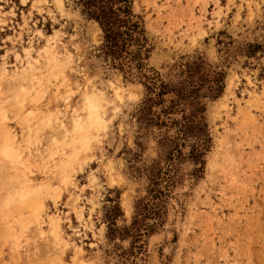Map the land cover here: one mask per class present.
I'll return each instance as SVG.
<instances>
[{
	"label": "rangeland",
	"instance_id": "1",
	"mask_svg": "<svg viewBox=\"0 0 264 264\" xmlns=\"http://www.w3.org/2000/svg\"><path fill=\"white\" fill-rule=\"evenodd\" d=\"M86 1L0 0L21 157L0 152V264H264V0ZM87 94L103 123L65 178ZM23 183L43 190L36 217L6 199Z\"/></svg>",
	"mask_w": 264,
	"mask_h": 264
},
{
	"label": "bare ground",
	"instance_id": "2",
	"mask_svg": "<svg viewBox=\"0 0 264 264\" xmlns=\"http://www.w3.org/2000/svg\"><path fill=\"white\" fill-rule=\"evenodd\" d=\"M59 4H60V6L62 5L61 0H59ZM33 77H35V76H33ZM41 77H42V75H41ZM48 79H49V77H48ZM31 85H32V82H31ZM19 86H20V90H17L15 92V100H16V103L23 104L24 100L26 99V97H27V95L29 93V90H28L27 86L23 83V81L20 83ZM26 90H28V91H26ZM35 95L38 98H39V96H42L40 88H36L35 89ZM101 106H102L101 100L95 94H92V95L91 94H87V95L84 96V108L86 109L85 117L84 116H80L78 118H74L73 128H72V132L73 133H72V139H71V142H70L71 151L67 155V157L65 159L61 160V162H60V167H61L60 169L62 170V173H64V177L65 178L69 177L68 173L70 171H72L73 164L76 163L80 159L82 153H85V152H87L89 150L90 145H91V139L94 136L93 135V129H95L97 127H100L102 125L103 116H102V112H101ZM19 107H20V105H19ZM6 114L7 113L4 110V108L0 109V152L2 153V156H4L10 162L17 163L21 157H20V153L18 151L19 149L15 145L14 137L4 127V124H5L4 120L6 118ZM31 119H32V116H31ZM50 119L52 121V118H47V117L43 118L42 119V124H44V125L48 124L50 122ZM50 124H51V122H50ZM28 126H29V124H28ZM31 128L32 127H30V129ZM69 133L71 134V132H69ZM42 194H43L42 188L37 187L34 184L31 185V184L23 183L14 192H9L7 194L6 199H7L8 202H13V204H15V206H16V208H18V210H22L24 208L30 209L33 212V215L36 217L37 215L40 214V211L42 210V207H43V204H42V201H41V195ZM17 213H18V211H17ZM20 221H21L22 226H24L25 225L24 222H23L24 220L20 219Z\"/></svg>",
	"mask_w": 264,
	"mask_h": 264
},
{
	"label": "trees",
	"instance_id": "3",
	"mask_svg": "<svg viewBox=\"0 0 264 264\" xmlns=\"http://www.w3.org/2000/svg\"><path fill=\"white\" fill-rule=\"evenodd\" d=\"M86 4L90 7L89 0L86 1ZM89 11L100 21L104 29L108 41L107 48L109 52L112 54L121 50L123 51V48L119 45L123 33L119 31L117 26V21L119 22L118 14L113 9L102 5Z\"/></svg>",
	"mask_w": 264,
	"mask_h": 264
}]
</instances>
